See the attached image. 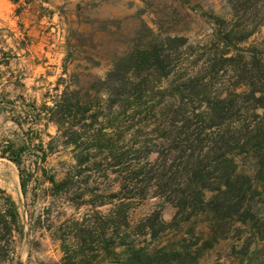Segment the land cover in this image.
<instances>
[{
  "label": "rangeland",
  "instance_id": "obj_1",
  "mask_svg": "<svg viewBox=\"0 0 264 264\" xmlns=\"http://www.w3.org/2000/svg\"><path fill=\"white\" fill-rule=\"evenodd\" d=\"M33 1L48 22L29 29V37L60 64L42 93L0 104V210L11 197L20 214L19 230L1 241L4 254L8 237L11 243L0 264H131L127 245L132 244L150 252L183 248L196 255L197 264H264V186L254 185L240 214L221 221L213 220L206 204L194 207L167 196L127 199L122 161L137 128H129L131 110L110 105V90L101 85L117 60L146 47L148 30L157 37L182 36L195 55L184 70L151 87V94L163 93L156 98L163 111L183 96L190 113L202 114L205 106L190 102L185 89L191 77L207 84L213 103L237 81L234 63L217 73L219 65L211 68L222 50L213 22L232 19L227 0H29V5ZM248 8L264 12V4ZM241 47L264 59V22ZM127 74L139 82L140 76ZM73 92L82 102L80 110L59 133L48 108ZM71 125L78 133L74 144ZM9 143L22 153L20 166L1 157ZM144 153L135 158L142 160ZM157 158L154 154L149 160ZM242 158L237 159L238 174L253 176L250 159ZM212 177L209 187L215 188L218 176ZM216 193L206 189L203 199Z\"/></svg>",
  "mask_w": 264,
  "mask_h": 264
},
{
  "label": "trees",
  "instance_id": "obj_2",
  "mask_svg": "<svg viewBox=\"0 0 264 264\" xmlns=\"http://www.w3.org/2000/svg\"><path fill=\"white\" fill-rule=\"evenodd\" d=\"M227 3L231 7L232 19L227 21L228 24L222 19L213 22L219 28L218 48L222 50L211 68L219 65L217 73L234 63L237 81L225 98L213 103L207 97V84L204 85L203 80L201 83V78L191 77L190 85L185 89L190 102L197 101L205 106L202 114L190 113L183 96L163 111L161 103L156 101L163 93L151 94V87L184 70V65L195 55L194 47L182 36L157 37L148 30L146 47L137 48L117 60L101 82L113 97L110 105L117 103L124 111L131 110L129 128H137L129 141L126 161H122L126 173L124 182L130 194L127 199L167 196L177 199L180 204L187 201L194 207L206 204L213 220L221 221L240 214L247 191L254 185L264 186V59L256 50L241 47L264 22V12L254 13L248 7L264 4V0H227ZM122 69L128 71L121 74ZM129 72L140 76L139 82H131L127 77ZM203 88L205 91L201 90ZM77 95L75 92L65 93L61 101L48 108L50 119L57 124L59 133L65 122L74 119L80 110L82 102L75 99ZM259 111H262L261 115ZM136 118H141L138 123L134 121ZM149 125H152L151 130ZM72 126L67 129L73 131ZM73 132L74 144L78 142L75 137L78 133ZM152 135H157V139H148ZM141 153H144L142 160L135 158ZM21 154L12 143L1 151L2 158L18 166L21 165ZM154 154L158 158L149 160ZM242 156L243 161L250 159L254 169L251 177L237 172L240 167L237 159ZM215 174L218 176L217 186L212 188L209 186ZM146 181L152 184L142 189ZM22 188H25L24 183ZM206 189L217 192L207 202L203 199ZM4 200L0 210V248L5 235L11 236L20 228V214L15 202L11 197ZM5 242V254H9L10 238ZM127 246L133 255L131 264L198 263L196 255L183 248L168 250L164 247L150 252L145 247L136 249L134 244ZM2 251L0 249V261L5 256Z\"/></svg>",
  "mask_w": 264,
  "mask_h": 264
},
{
  "label": "crops",
  "instance_id": "obj_3",
  "mask_svg": "<svg viewBox=\"0 0 264 264\" xmlns=\"http://www.w3.org/2000/svg\"><path fill=\"white\" fill-rule=\"evenodd\" d=\"M44 12L29 0H0V104L29 101L45 90L59 59L47 58L29 29L43 28ZM53 67V68H52ZM8 104V101L6 102Z\"/></svg>",
  "mask_w": 264,
  "mask_h": 264
}]
</instances>
